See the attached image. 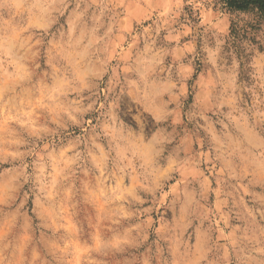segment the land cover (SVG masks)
Wrapping results in <instances>:
<instances>
[{
  "label": "rangeland",
  "instance_id": "obj_1",
  "mask_svg": "<svg viewBox=\"0 0 264 264\" xmlns=\"http://www.w3.org/2000/svg\"><path fill=\"white\" fill-rule=\"evenodd\" d=\"M0 264H264V19L0 0Z\"/></svg>",
  "mask_w": 264,
  "mask_h": 264
},
{
  "label": "trees",
  "instance_id": "obj_2",
  "mask_svg": "<svg viewBox=\"0 0 264 264\" xmlns=\"http://www.w3.org/2000/svg\"><path fill=\"white\" fill-rule=\"evenodd\" d=\"M220 4L228 11L254 12L264 19V0H220ZM235 29L232 28V32Z\"/></svg>",
  "mask_w": 264,
  "mask_h": 264
}]
</instances>
